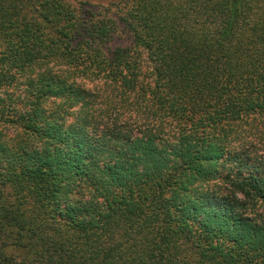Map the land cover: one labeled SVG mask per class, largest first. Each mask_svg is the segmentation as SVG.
<instances>
[{"label":"trees","instance_id":"1","mask_svg":"<svg viewBox=\"0 0 264 264\" xmlns=\"http://www.w3.org/2000/svg\"><path fill=\"white\" fill-rule=\"evenodd\" d=\"M247 135L264 0H0V264H264Z\"/></svg>","mask_w":264,"mask_h":264},{"label":"rangeland","instance_id":"2","mask_svg":"<svg viewBox=\"0 0 264 264\" xmlns=\"http://www.w3.org/2000/svg\"><path fill=\"white\" fill-rule=\"evenodd\" d=\"M84 3V7H89L91 10H96L98 6L104 5L107 3V0H81ZM130 35L127 32L124 31H117L113 35V44H128L130 42ZM120 112H114V110H110L109 114L113 117L115 114H119ZM6 132L8 135H11L14 133V128L12 127H6L5 128ZM250 135V134H249ZM247 135L248 137L245 138V142H254L255 145H250L246 146L247 150L250 151L251 153H254L260 157L264 158V143L259 140V137H252Z\"/></svg>","mask_w":264,"mask_h":264}]
</instances>
